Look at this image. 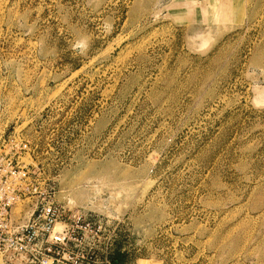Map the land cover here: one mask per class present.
<instances>
[{
	"label": "rangeland",
	"instance_id": "rangeland-1",
	"mask_svg": "<svg viewBox=\"0 0 264 264\" xmlns=\"http://www.w3.org/2000/svg\"><path fill=\"white\" fill-rule=\"evenodd\" d=\"M0 131L119 264H264V0H0Z\"/></svg>",
	"mask_w": 264,
	"mask_h": 264
},
{
	"label": "built area",
	"instance_id": "built-area-1",
	"mask_svg": "<svg viewBox=\"0 0 264 264\" xmlns=\"http://www.w3.org/2000/svg\"><path fill=\"white\" fill-rule=\"evenodd\" d=\"M28 144L0 131V253L24 255L27 264H114L115 226L47 198V189L24 185L29 168L20 160L31 154ZM31 188L42 196L28 195L17 210Z\"/></svg>",
	"mask_w": 264,
	"mask_h": 264
},
{
	"label": "trees",
	"instance_id": "trees-1",
	"mask_svg": "<svg viewBox=\"0 0 264 264\" xmlns=\"http://www.w3.org/2000/svg\"><path fill=\"white\" fill-rule=\"evenodd\" d=\"M115 251H114V253L112 254V261H113V263L114 264H119V258L116 256L115 257Z\"/></svg>",
	"mask_w": 264,
	"mask_h": 264
}]
</instances>
